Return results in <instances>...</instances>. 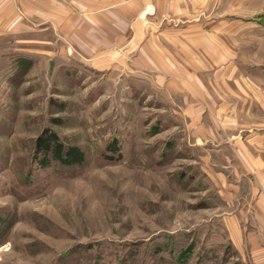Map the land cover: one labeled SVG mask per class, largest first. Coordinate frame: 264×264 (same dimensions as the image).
<instances>
[{"label":"rangeland","instance_id":"374dc122","mask_svg":"<svg viewBox=\"0 0 264 264\" xmlns=\"http://www.w3.org/2000/svg\"><path fill=\"white\" fill-rule=\"evenodd\" d=\"M221 3V23L238 20L228 48L264 75V0ZM18 43L0 37V264H246L214 222L223 203L149 73L123 79L64 44ZM46 130L84 161L41 167Z\"/></svg>","mask_w":264,"mask_h":264},{"label":"crops","instance_id":"0c3cea01","mask_svg":"<svg viewBox=\"0 0 264 264\" xmlns=\"http://www.w3.org/2000/svg\"><path fill=\"white\" fill-rule=\"evenodd\" d=\"M221 1L0 0V37L46 46L48 29L53 47L64 44L95 70L149 73L148 87L184 121L185 154L196 150L199 175L223 203L214 222L246 264H264V124L243 119L264 116V75L228 48L238 20L221 23Z\"/></svg>","mask_w":264,"mask_h":264},{"label":"trees","instance_id":"16d2710c","mask_svg":"<svg viewBox=\"0 0 264 264\" xmlns=\"http://www.w3.org/2000/svg\"><path fill=\"white\" fill-rule=\"evenodd\" d=\"M35 153L40 156L41 167L48 166L52 161L67 167L84 161V154L78 147H66L56 133L47 130L37 137Z\"/></svg>","mask_w":264,"mask_h":264}]
</instances>
